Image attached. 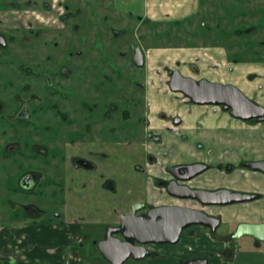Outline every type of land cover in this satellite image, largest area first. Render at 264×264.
Instances as JSON below:
<instances>
[{
  "label": "flooded vegetation",
  "instance_id": "af4514ba",
  "mask_svg": "<svg viewBox=\"0 0 264 264\" xmlns=\"http://www.w3.org/2000/svg\"><path fill=\"white\" fill-rule=\"evenodd\" d=\"M125 1L0 0V233L11 228L7 234L10 240L15 232L40 238L42 228H55L62 220L67 195L82 196L78 192L88 193L97 185V189L119 197L121 193L108 173L110 159L116 153L129 155L133 169L145 174V186L133 200L127 201L126 196L118 200V206H126L124 213L136 206V216L149 218L148 212L155 206H191L218 216L221 223L220 215L210 207L237 204H203L197 198L174 194L175 190L183 191V185L209 190L229 188L263 197L264 172L245 165L264 159L263 145L261 150L255 149L256 153L244 154L241 147L214 140L215 127L202 119L216 110L206 107L210 105L249 125L261 126L264 120L237 118L221 104L195 103L184 93L172 90L169 80L174 69L196 81L213 80L201 73L196 59L165 67L166 78L156 86L151 84L147 79V51L145 54L142 45L131 41L126 49L116 52V39L131 28L111 25L108 16L132 18L138 24L157 20L150 18L145 0V8L137 13L131 7L122 8L120 2ZM81 3L90 6L87 16L82 15ZM102 3L98 18L97 4ZM137 25L132 32L139 30L140 39L143 32ZM78 32L83 33L84 43L77 42ZM134 45L142 50L141 65L133 60ZM102 49H106L103 56L97 53ZM172 93H180L181 101L174 102ZM195 112L199 115L189 125L186 121ZM205 128H209V134ZM198 162L206 167L191 176L190 171L174 169ZM248 169L256 172L258 179L250 187L238 186L236 179L247 180L241 174ZM74 184L78 191H74ZM118 211L115 222L95 228L92 252L103 258L97 242L106 237L109 226L120 227ZM191 225L207 228L210 236L220 240L231 238L236 227L225 234L217 232L219 225ZM191 225L182 228L175 242L146 243L147 264L165 260L171 252L162 251V247L181 246L184 232L199 235ZM111 235L125 239L123 227ZM87 236L84 232L80 243ZM130 241L137 243L134 238ZM28 249L38 253L33 243ZM59 249L57 246L52 251ZM192 257L206 256H175L178 264ZM103 262L110 264L105 258ZM11 263L12 257L0 252V264ZM26 264L53 263L38 259Z\"/></svg>",
  "mask_w": 264,
  "mask_h": 264
},
{
  "label": "rangeland",
  "instance_id": "374dc122",
  "mask_svg": "<svg viewBox=\"0 0 264 264\" xmlns=\"http://www.w3.org/2000/svg\"><path fill=\"white\" fill-rule=\"evenodd\" d=\"M198 2H195V9H191L189 14H187V10H182V19L179 21V23L168 21V18L165 21H154L153 23L149 22H140L138 24L136 20L134 19H125L117 17L116 15L110 14L108 17L110 19V24L117 26V27H130L131 29H127L125 35L119 37L116 39V49L115 51L118 52L119 49H126L129 42L136 41L145 50V54L147 51V68H148V74L147 76L148 80H151V84L156 86L160 81L164 80L166 78V74L164 71L165 67L168 66H178L180 64L184 65L187 62H195L193 59H196V53L193 51L195 50L198 52V48H196L201 42L207 41L209 43H213L216 41V37L214 34L215 26L222 34H224L222 39H224L225 43H231V45L238 44L240 45V48L242 49L245 47L244 45L248 44L250 47H246L245 49H242L243 51H239L237 56L242 57L243 53L244 55H251L254 54V50L256 52H259V54H264V46H252L253 40L259 41L261 39H264V1L263 0H232V2H227V0H215L210 2H204V5L200 7V2L202 0H197ZM161 2V1H160ZM119 3V2H118ZM121 7L127 9L128 7H131L133 12H138V10H141L144 7V0H134L132 2H129L128 0L125 2H120ZM78 5V4H76ZM102 4H97V12H98V18H101L102 13ZM81 10H83L82 15L87 16L88 13L86 11H89L88 7L89 4L81 3ZM188 7V6H186ZM200 7V10L196 12V10ZM186 11V12H185ZM101 12V13H100ZM161 14L165 15V13H168L167 10L160 11ZM135 14V13H133ZM184 15V16H183ZM130 16V15H129ZM82 18V17H80ZM78 18L80 21L81 19ZM84 20V18H83ZM82 20V21H83ZM102 20V19H100ZM205 21V25L202 26V23ZM103 24L102 22H100ZM222 23V25H221ZM138 24V25H137ZM141 27L142 29V35L140 39L137 38L139 30H135V32H132L133 26ZM222 29H220V26ZM249 25H253L254 32L251 33L252 29L249 30ZM95 26L96 23H95ZM239 29H236V28ZM148 29V30H147ZM235 30H241L240 34L237 33V35L234 33ZM209 31V32H208ZM149 32L151 34H149ZM234 33V34H233ZM78 40L77 42L84 43L85 38L83 36V33L78 32ZM220 37V36H219ZM221 39V40H222ZM253 39V40H252ZM223 41V40H222ZM223 41V42H224ZM96 43H98V40H96ZM103 48H106L104 46ZM192 50V51H190ZM106 52V49H102L100 51H97V53L101 56H103ZM195 56V57H193ZM184 60V61H182ZM183 67V66H181ZM208 77V76H207ZM247 95V94H246ZM172 96L174 97V102L181 101L182 95L180 93H172ZM204 107V106H201ZM209 108H219V106H207ZM246 123V122H245ZM259 126V125H257ZM257 129L250 131L251 136L253 138H250L251 141L254 140V142L257 141L258 137L261 139V137L264 139V124L260 127H255ZM206 132L209 134L210 130L209 128H205ZM212 132V130H211ZM234 132V131H232ZM234 135V134H233ZM250 137V136H249ZM264 143V141H263ZM237 144L240 145L239 142ZM240 148V147H239ZM264 154V153H263ZM128 155V154H127ZM246 172H249L250 175L241 174L242 177L247 178L249 180L248 182L251 184L254 182V180L258 179V175L256 172H252L251 169H248ZM109 176L113 178L116 185V191L118 193H121L118 197L117 194L107 193L106 191H102V189H97V185L94 187V189H90L88 193L85 192H78V194H83L82 196H74V195H67L66 196V205L62 206V214L61 219L65 220H73L75 218L81 220L85 227V232L87 233V237L85 240H83L82 243H80V247L82 252H84V258L91 264H105L104 258L97 252L96 254L93 253L90 250L93 249V246H95V237L94 232L96 225L105 224V223H112L115 222L116 214L115 210L124 211L126 210V206L117 205L119 203V199H123L125 196L127 197V201L133 200L137 193L142 190V188L145 186V174L137 172L132 167V160L129 159L128 156H123L122 154L116 153L113 155V158L110 159V168H109ZM253 176H252V175ZM236 176V174H234ZM253 181V182H251ZM241 182V181H240ZM238 186H240V183H236ZM73 187L75 188L74 191H78L79 188L74 184ZM254 188L258 189L256 185ZM260 190V189H259ZM247 191V190H246ZM261 191V190H260ZM263 191V190H262ZM253 203H260L264 205V193L262 198H255L252 200H248L246 202H237V204H233L232 206L224 205V206H215V209H223L225 208H243L245 210L251 208L253 206H241L246 204H253ZM240 204V205H239ZM264 207V206H263ZM211 208V207H210ZM5 209V207H4ZM251 211L247 212H241L243 213V219H239L240 213L236 215L235 217H232L228 223L221 221L219 227L217 228L218 233H225L229 234L230 230L234 228L240 221H248V220H261L264 219V212L261 214H251ZM238 216V217H237ZM193 226V225H191ZM206 233V235H209L206 230V228L203 229ZM6 232V231H4ZM188 235L187 233H183L182 236ZM210 236V235H209ZM199 240L197 237H195L197 240L196 243H193V247L203 251L207 258L211 260L210 264H212V260L215 256L220 260L221 256H219L220 248L218 245L214 244L212 241L208 240V244L203 246L202 249L198 248V244H204L207 240L203 235L199 236ZM211 237V236H210ZM212 238V237H211ZM191 238H184V243L188 245V240ZM194 239L192 241H195ZM191 241V242H192ZM226 243L232 242L233 244H238L241 248H247L249 246H252L254 241H252V238L250 236H242L239 238H227ZM200 242V243H198ZM207 243V241H206ZM264 244V243H263ZM173 247V245L162 247V251H166L167 248ZM167 252V251H166ZM93 253V254H92ZM100 257V258H99ZM148 256L141 258V259H135L133 257L127 258L122 264H147ZM88 264V263H87ZM149 264H162V263H152L151 260L149 261ZM166 264V263H164Z\"/></svg>",
  "mask_w": 264,
  "mask_h": 264
},
{
  "label": "crops",
  "instance_id": "0c3cea01",
  "mask_svg": "<svg viewBox=\"0 0 264 264\" xmlns=\"http://www.w3.org/2000/svg\"><path fill=\"white\" fill-rule=\"evenodd\" d=\"M212 1L215 0H202L200 2V7L204 5V2L211 3ZM145 2L147 12L149 13L150 18H152L153 20L165 21L168 18H172L171 20L168 19V21H174L182 19V10L184 11V9H186L187 12H185L189 14V11L191 9L196 8L195 2L198 1L145 0ZM227 2H232V0H227ZM200 7L196 10V12L200 10ZM163 10H167L168 13H165V15L161 14L160 11ZM204 25L205 21L202 23V26ZM221 25H219L220 29H222ZM247 28H249V30L252 29L251 33L254 32L255 27L253 25H249V27ZM213 29V35L216 37V41H214L213 43L203 41L196 47L198 48V52H196L195 50L193 51L194 53H196L194 55H196V61L201 69V73L216 81L235 84L245 94H247V96L264 105V54H259V52H256V50H254V54L247 56L244 55L245 53H243V56L239 57L237 56L238 52H241L243 51L242 49L250 46L246 44L244 45L245 47L241 49L240 45L238 44H227L225 43L224 39H222V37H224V34L221 33L222 30L219 31L216 26ZM236 29L239 28L237 27ZM241 32L243 33V31L241 30L234 31L236 35L237 33L240 34ZM251 45L264 46V39H261L259 41L253 40V43ZM198 115L199 114H196V112L193 113L191 115L192 117H190L191 119L189 118L190 120L188 119L186 123H188L189 125L192 124V121ZM202 120L205 124L213 125L215 127L214 140L223 143H229L236 148L241 147L242 153L244 154L249 152L256 153L255 149L261 150L262 145L264 148V139L262 137L261 139H259L258 137L256 142H254V140L251 141L250 139L253 138V136H251L250 134V131L257 129L255 127H259V123L249 125L239 119L231 118L218 108L213 113L210 111ZM232 130L234 132H232ZM237 142H239L240 145L237 144ZM242 174L250 175V173L246 171H243ZM236 180L237 183H240V186H251V184L248 182L249 180ZM252 208L253 209H249L248 207V209L245 210L243 208L233 209L231 207L225 208V210H219L215 209L214 206L210 208V211L219 214L221 220L228 223V221L232 217L238 215V213H240V217H237L240 220L245 218L243 217V213L241 212L251 211L250 213L254 215H259L264 212L263 206H253ZM10 230L11 228H7L5 230L6 232L2 231L0 233V252L12 257L11 264L32 263L38 259H44L52 262L53 264H90L84 258V252H82L79 245L84 235L85 227L83 222L77 218L74 220H65L62 218L60 223H58L55 228H42V232L39 233V236L42 235V237L40 238H36L32 235H29V237H25L24 233L15 232V236L10 240L7 238V234ZM191 230L194 233H199V235L188 234L183 236L181 242L182 245H174L173 247L170 246V248H167L166 251L171 253L165 260H160L158 261V263L178 264L175 258V256L178 255L206 256L203 251L193 247V243H196L197 241L195 240V237H197V239L199 240V238H201L199 236L203 235L207 240H204L205 243L203 245L198 244V248L202 249L203 246L208 244V240H210L214 244L218 245L220 250H222L218 253L219 256H221L220 260H218V258H216L217 256H215L212 260V264H264V241L259 243L254 242L252 246L243 249L242 247L240 248L238 244H233L231 241L226 243L227 238L221 240L213 238L212 236L211 238L209 235H206V233H204L205 231L199 225L192 226ZM184 238H191L187 242L188 245L184 243ZM193 239L195 241H192ZM30 243H33L37 246L38 253H35V251H31L28 249ZM57 246H60V249L56 252H53L52 249ZM93 250H95V247H93ZM91 251L92 250H90V253ZM210 262L211 260L207 258V264H210Z\"/></svg>",
  "mask_w": 264,
  "mask_h": 264
},
{
  "label": "water",
  "instance_id": "95a60500",
  "mask_svg": "<svg viewBox=\"0 0 264 264\" xmlns=\"http://www.w3.org/2000/svg\"><path fill=\"white\" fill-rule=\"evenodd\" d=\"M133 60L137 65L143 62V53L139 46H133ZM169 86L180 91L193 102L200 104H221L230 109L237 118L264 120V105L247 96L238 86L202 78L196 81L191 76L182 75L179 70L170 71ZM245 165L264 172V159L247 161ZM206 166L203 163H191L175 166L174 169L190 171L189 176L201 171ZM187 178V176H186ZM183 191L173 190L181 197L197 198L203 204H225L251 200L257 194L229 188L203 189L190 188L183 185ZM136 206H131L128 213L118 211L120 227L109 226L105 238L97 242V248L110 264H122L129 256L142 258L149 253L146 243L175 242L182 228L191 224H205L215 228L220 218L201 208L191 206H155L148 212L149 218L134 214ZM123 227L125 239L112 236L111 232ZM248 235L258 241H264V221H240L232 231V238ZM136 239L137 243L130 241ZM182 264H207L206 257L181 259Z\"/></svg>",
  "mask_w": 264,
  "mask_h": 264
},
{
  "label": "trees",
  "instance_id": "16d2710c",
  "mask_svg": "<svg viewBox=\"0 0 264 264\" xmlns=\"http://www.w3.org/2000/svg\"><path fill=\"white\" fill-rule=\"evenodd\" d=\"M180 20H174L175 23H179ZM252 121L254 122L255 119H252Z\"/></svg>",
  "mask_w": 264,
  "mask_h": 264
}]
</instances>
